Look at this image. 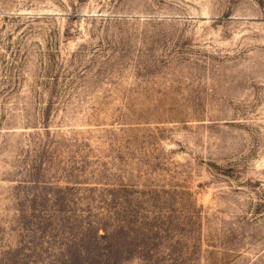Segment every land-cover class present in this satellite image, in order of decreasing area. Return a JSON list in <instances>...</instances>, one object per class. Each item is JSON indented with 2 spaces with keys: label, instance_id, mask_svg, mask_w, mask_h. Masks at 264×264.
I'll return each mask as SVG.
<instances>
[{
  "label": "rangeland",
  "instance_id": "rangeland-1",
  "mask_svg": "<svg viewBox=\"0 0 264 264\" xmlns=\"http://www.w3.org/2000/svg\"><path fill=\"white\" fill-rule=\"evenodd\" d=\"M0 264H264V0H0Z\"/></svg>",
  "mask_w": 264,
  "mask_h": 264
}]
</instances>
